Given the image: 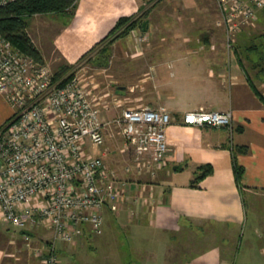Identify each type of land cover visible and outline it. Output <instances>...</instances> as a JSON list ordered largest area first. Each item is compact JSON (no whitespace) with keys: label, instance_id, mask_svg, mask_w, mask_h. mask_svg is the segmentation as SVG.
Segmentation results:
<instances>
[{"label":"crops","instance_id":"crops-1","mask_svg":"<svg viewBox=\"0 0 264 264\" xmlns=\"http://www.w3.org/2000/svg\"><path fill=\"white\" fill-rule=\"evenodd\" d=\"M138 11V0H79L73 15L52 30L59 50L44 51L73 63L121 16ZM146 30H134L135 36H154L141 45L132 47V34L111 43L121 44L113 57L125 62V107L163 106L173 121L167 129L170 150L154 177L127 169L131 153L125 168L115 169L126 192L120 209L105 214L112 215L113 230L119 222L133 239L125 264H264V68L252 61L255 47L243 48L249 69L238 49L229 50L221 39L204 43L208 30ZM136 69L137 81L131 77ZM199 107L231 110L233 127L184 124L185 113ZM13 112L0 91V126ZM234 151L244 167L240 182ZM202 164L213 170L192 185ZM8 229L0 217V264H25L5 250L15 241ZM35 258L33 264H39Z\"/></svg>","mask_w":264,"mask_h":264},{"label":"built area","instance_id":"built-area-1","mask_svg":"<svg viewBox=\"0 0 264 264\" xmlns=\"http://www.w3.org/2000/svg\"><path fill=\"white\" fill-rule=\"evenodd\" d=\"M215 1L219 23L229 36L254 26L264 10V0ZM90 86L78 73L56 78L49 64L0 34V91L14 107L0 126V217L28 232H52L53 240L35 249L39 264H65L56 240L74 244L87 229L101 235L105 209H120L126 190L118 172L90 150L91 143L105 145L113 122L126 138L123 150L132 155L128 170L154 177L170 150L167 129L173 116L166 107H126L122 116L106 121L94 93L96 83ZM182 120L186 125L232 128L233 112L199 107ZM28 232L24 241L30 245L33 236Z\"/></svg>","mask_w":264,"mask_h":264},{"label":"rangeland","instance_id":"rangeland-1","mask_svg":"<svg viewBox=\"0 0 264 264\" xmlns=\"http://www.w3.org/2000/svg\"><path fill=\"white\" fill-rule=\"evenodd\" d=\"M138 3L139 11L135 16H143V23L148 21L146 31L149 29H177L182 32L208 30L209 34L205 36L207 42L204 41V43L217 44V39H221L220 42L225 44L229 50L238 49L239 56L246 61L249 69H253V67L247 62L248 57H246L247 54L243 48L254 46L256 51L251 52V55H255L257 58L252 61L258 64L257 66L264 68V10L259 12L254 26L244 27L234 36H229L225 25L219 23L221 17L215 0H138ZM66 17V15L43 14L28 18V32L32 40L36 41L34 43L39 47L41 53L46 55V61L43 58L44 62L52 67L57 77H71L78 73L88 82V85H91L90 87H92L93 82L96 83L94 93L98 96L97 103L102 109L104 120H114L122 116L124 108L127 107H125V62L122 66L118 62L117 57L119 55L116 57L117 60L113 57L114 54L121 53V44L111 45L110 43L109 45L110 38L94 49L83 53L73 63H65L61 58L57 59L55 55L51 57L50 55L58 51L60 46L55 41L56 35L52 36V30L62 25L66 21ZM142 29L135 27L122 37L132 34L130 36L133 40L131 42L132 47L151 41L150 39H153L154 36H149L148 33L134 35V30L141 31ZM141 37H145V39L142 40ZM48 49H52V53L49 55L45 52ZM134 72L131 77L137 81L138 70L136 69ZM106 137V143L102 147L95 146L88 141L91 143L90 150L98 155H103L106 151L108 158H104V162L108 168L118 170L125 168V162H127L125 156L127 157L130 152L123 150L126 138L124 139L121 127L113 122L106 131ZM104 217L106 222L101 235H95L89 231L74 244L56 240L57 252L64 263L125 264V251L128 252L129 249L133 248V239L128 229L119 222L114 224L113 230L109 224L112 217L109 212H106ZM14 228L15 230H13ZM7 232L15 241L14 244L7 242L5 245L6 252L10 253L13 258L25 262V264L34 263L36 247L43 246L53 240L52 232L47 229L34 230L30 245L24 241V233H21L19 228L11 226ZM109 257H120V259Z\"/></svg>","mask_w":264,"mask_h":264},{"label":"trees","instance_id":"trees-1","mask_svg":"<svg viewBox=\"0 0 264 264\" xmlns=\"http://www.w3.org/2000/svg\"><path fill=\"white\" fill-rule=\"evenodd\" d=\"M78 1L79 0H13L6 4H0V34L9 39L15 47L19 48L25 54L33 57L39 62H44L41 51L36 46L28 32V18L36 14L49 13L72 16ZM135 15L121 16L107 36L96 43L90 50L110 38L111 39L108 44L114 42L118 38L125 36V34L135 27H140L142 29L143 16ZM56 78L60 77L56 76ZM237 151L246 152L247 148L239 147ZM237 151L233 152V158L236 178L238 182H240L244 173V167L239 165L236 160ZM212 170L213 168L211 164L199 165L196 171L195 179L191 184L195 185L196 182L210 174ZM20 230L21 233L28 232L24 229ZM87 232H89L88 229L85 231V234H87ZM28 233H31L33 236L32 232Z\"/></svg>","mask_w":264,"mask_h":264},{"label":"water","instance_id":"water-1","mask_svg":"<svg viewBox=\"0 0 264 264\" xmlns=\"http://www.w3.org/2000/svg\"><path fill=\"white\" fill-rule=\"evenodd\" d=\"M147 22H148V21H145V22L143 23V30H146V29H147V28H146Z\"/></svg>","mask_w":264,"mask_h":264}]
</instances>
